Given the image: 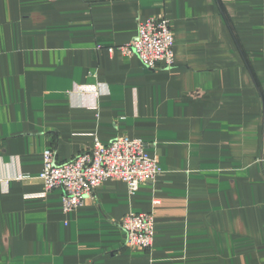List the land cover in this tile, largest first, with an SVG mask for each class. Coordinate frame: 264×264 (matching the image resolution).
Masks as SVG:
<instances>
[{
	"label": "crops",
	"instance_id": "obj_1",
	"mask_svg": "<svg viewBox=\"0 0 264 264\" xmlns=\"http://www.w3.org/2000/svg\"><path fill=\"white\" fill-rule=\"evenodd\" d=\"M148 18L171 24V69L108 52ZM119 137L155 183L69 213L41 195L45 150ZM128 213L153 215L150 250L125 247ZM0 264H264V0H0Z\"/></svg>",
	"mask_w": 264,
	"mask_h": 264
},
{
	"label": "built area",
	"instance_id": "obj_2",
	"mask_svg": "<svg viewBox=\"0 0 264 264\" xmlns=\"http://www.w3.org/2000/svg\"><path fill=\"white\" fill-rule=\"evenodd\" d=\"M174 38L170 22L165 18H148L138 23L137 34L127 44L108 48L123 57H136L149 70L171 69L174 65ZM93 95L96 89L87 91ZM161 169L149 156L139 139L119 137L106 146L95 142L93 147L74 157L57 162L55 152L45 150L42 170L38 176L43 186L42 196L61 191V207L69 213L82 207L94 190L107 181H120L130 195L143 184L155 183ZM17 181L25 175L14 177ZM153 204H158L155 200ZM154 217L151 213H128L120 221L125 235V247L150 250L154 242Z\"/></svg>",
	"mask_w": 264,
	"mask_h": 264
}]
</instances>
